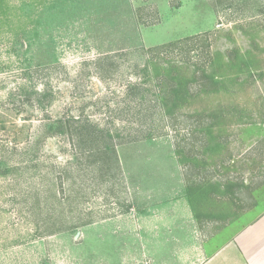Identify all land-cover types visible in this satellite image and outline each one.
I'll use <instances>...</instances> for the list:
<instances>
[{
	"label": "rangeland",
	"instance_id": "rangeland-1",
	"mask_svg": "<svg viewBox=\"0 0 264 264\" xmlns=\"http://www.w3.org/2000/svg\"><path fill=\"white\" fill-rule=\"evenodd\" d=\"M263 212L264 0H0V264H199Z\"/></svg>",
	"mask_w": 264,
	"mask_h": 264
},
{
	"label": "crops",
	"instance_id": "crops-1",
	"mask_svg": "<svg viewBox=\"0 0 264 264\" xmlns=\"http://www.w3.org/2000/svg\"><path fill=\"white\" fill-rule=\"evenodd\" d=\"M204 257L199 264H264V212Z\"/></svg>",
	"mask_w": 264,
	"mask_h": 264
},
{
	"label": "trees",
	"instance_id": "trees-1",
	"mask_svg": "<svg viewBox=\"0 0 264 264\" xmlns=\"http://www.w3.org/2000/svg\"><path fill=\"white\" fill-rule=\"evenodd\" d=\"M75 119H79V118H75ZM80 122V121H79ZM58 126H57V132L59 133H65L66 130H64L66 128L65 124L63 123V121H58ZM80 125L75 127L74 130H80ZM83 128V127H82ZM70 131L72 130L70 127H69ZM97 136V135H96Z\"/></svg>",
	"mask_w": 264,
	"mask_h": 264
}]
</instances>
